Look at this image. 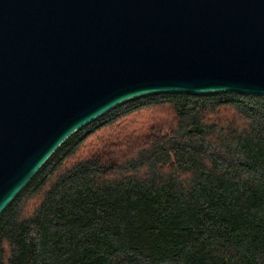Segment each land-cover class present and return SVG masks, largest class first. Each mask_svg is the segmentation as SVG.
Wrapping results in <instances>:
<instances>
[{"label": "trees", "instance_id": "obj_1", "mask_svg": "<svg viewBox=\"0 0 264 264\" xmlns=\"http://www.w3.org/2000/svg\"><path fill=\"white\" fill-rule=\"evenodd\" d=\"M0 264H264V96L152 94L83 126L0 214Z\"/></svg>", "mask_w": 264, "mask_h": 264}, {"label": "water", "instance_id": "obj_2", "mask_svg": "<svg viewBox=\"0 0 264 264\" xmlns=\"http://www.w3.org/2000/svg\"><path fill=\"white\" fill-rule=\"evenodd\" d=\"M220 92L264 96V0H0V214L114 107Z\"/></svg>", "mask_w": 264, "mask_h": 264}]
</instances>
